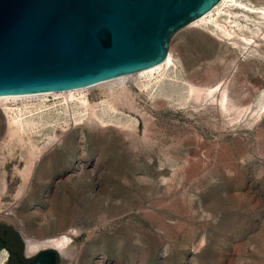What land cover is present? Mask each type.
Wrapping results in <instances>:
<instances>
[{
  "label": "rangeland",
  "instance_id": "obj_1",
  "mask_svg": "<svg viewBox=\"0 0 264 264\" xmlns=\"http://www.w3.org/2000/svg\"><path fill=\"white\" fill-rule=\"evenodd\" d=\"M226 15L220 19L229 22ZM236 17L249 40L212 24L175 31L172 79L158 95L135 84L136 108L122 115L131 117L136 137L113 126L85 127L83 151L80 128H72L39 160L33 188L22 196L15 168L24 161L12 154L20 149L16 139H5L0 107V164L8 181L0 217L36 238L78 228L69 252L59 250L60 264H193L203 255L200 264H264V19L242 9ZM87 93L93 102L105 96L101 88ZM79 160L86 172L68 180Z\"/></svg>",
  "mask_w": 264,
  "mask_h": 264
},
{
  "label": "water",
  "instance_id": "obj_2",
  "mask_svg": "<svg viewBox=\"0 0 264 264\" xmlns=\"http://www.w3.org/2000/svg\"><path fill=\"white\" fill-rule=\"evenodd\" d=\"M218 1L0 0V95L91 85L158 63L173 33ZM17 226L0 217L4 264H60L53 246L25 257Z\"/></svg>",
  "mask_w": 264,
  "mask_h": 264
},
{
  "label": "bare ground",
  "instance_id": "obj_3",
  "mask_svg": "<svg viewBox=\"0 0 264 264\" xmlns=\"http://www.w3.org/2000/svg\"><path fill=\"white\" fill-rule=\"evenodd\" d=\"M241 9L243 11L257 12L260 14V17L264 19V4H249L243 0H219L212 8L192 19L178 30L202 24L207 26L212 24L214 27L220 28L226 34L242 36L245 40H249L250 38L245 28L242 26L243 23L241 24L236 17ZM222 12H226V18L230 23L220 19ZM243 14L248 18L251 17L247 12ZM232 22L242 30V33H239L236 28H233L234 25L231 24ZM248 28H250V26H248ZM258 31L259 29L253 30L255 33ZM177 43V40H170L167 56L158 63L135 72L124 73L91 85L30 93L1 94L0 107L6 113L7 127L5 139L7 142L16 139L20 149L19 151L13 150L12 154L24 161V166L22 168H19V166L15 168V171H19L22 176V182L16 191L17 196L28 194L33 188L31 177L38 165L37 163L51 148L56 145L64 144L66 142L67 133L72 128H80L79 144L83 151H85V144L87 142L85 127L91 129H106L113 126L126 136L135 138L136 133L131 124V117L122 116L125 113L126 107L136 108L133 88L136 84L142 90L148 91L151 94L158 95L163 93V83L172 79L171 77L173 76V74L168 72V69L177 64V56L174 52V47ZM219 85L220 84L208 88L211 94ZM91 88H101L104 90L105 96L101 101L93 102L90 100L87 91ZM190 88L191 91L196 93L201 91V88L195 85H191ZM51 95L54 101L50 99ZM227 102L228 95L227 92L224 91L222 104H224L226 108H228ZM262 107H264V104ZM2 121L0 116V124ZM70 123L72 126H70ZM3 149L4 145H0V152ZM48 162H50V158L46 160V163ZM5 170L6 164L1 163V191H5L8 188L7 178L5 174H3ZM85 172V162L79 160L75 171L68 175V180L72 179L75 173L82 174ZM38 178L40 179V176H38ZM51 210V214L54 215L55 212L52 208ZM57 216V225H62L65 220L64 217L60 214ZM18 224L20 226L19 222ZM21 231L27 241V254H34L47 246L56 247L62 251V253L64 252L67 254L73 240L72 234L79 233L78 228L72 227L59 235L36 238L31 236L23 226H21ZM201 241L203 242L204 239ZM143 254L144 259H146V251H144ZM5 256V254L0 255V261L5 262ZM204 256L205 255L199 257V259L194 257L192 259L193 264H200V259ZM97 264L105 263L99 261Z\"/></svg>",
  "mask_w": 264,
  "mask_h": 264
},
{
  "label": "flooded vegetation",
  "instance_id": "obj_4",
  "mask_svg": "<svg viewBox=\"0 0 264 264\" xmlns=\"http://www.w3.org/2000/svg\"><path fill=\"white\" fill-rule=\"evenodd\" d=\"M18 231H19V233H20V235H21V237H22V239H23V242H24V244H26V239H25V237H24V235L21 233V231L18 229ZM0 250H7L8 251V256H7V260L9 259V255H10V251L8 250V248L6 247V246H2L1 248H0ZM23 253H24V256L25 257H30L31 255H28L27 254V251H26V249H25V246H24V248H23ZM34 255H35V253H34ZM33 256V255H32ZM6 260V261H7ZM59 262H60V259H59Z\"/></svg>",
  "mask_w": 264,
  "mask_h": 264
}]
</instances>
